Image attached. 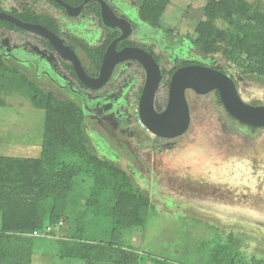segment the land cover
<instances>
[{"label":"trees","instance_id":"trees-1","mask_svg":"<svg viewBox=\"0 0 264 264\" xmlns=\"http://www.w3.org/2000/svg\"><path fill=\"white\" fill-rule=\"evenodd\" d=\"M18 1L10 0L11 8L6 10L0 0V10L25 22L56 28L53 15L36 9L37 0L23 4ZM48 1L57 5L55 0ZM65 1L78 5L84 0ZM170 2L136 0L134 5L143 22L161 29V18ZM86 12H92L102 25L99 3H87ZM6 31L25 39L29 36L16 24L0 19V42ZM118 33L109 32L102 43L93 46L73 35L66 37L73 42V48L78 46L83 50L97 73L104 52ZM193 43L197 54L221 56L241 74L264 79V10L259 5L253 6L247 0H208L204 5V19L195 27ZM130 44L133 43L126 40L119 47ZM44 45L54 52L48 40ZM146 48L162 62V55L154 53L153 45ZM61 62L68 75L81 88L89 90L77 78L72 64ZM189 63L178 61L172 68L162 66V86L167 88L174 71ZM215 68L224 70L221 65ZM37 77L33 67L23 66L0 50V93L22 94L45 111L40 156L0 155V264H33L34 256L46 254L74 258L84 264H140L148 251L125 245L123 238L127 234L139 235L146 227L149 214L155 213L156 206L149 192L127 168L93 150L80 99L60 98L53 88L41 85ZM81 189L82 200L75 201L72 194ZM60 221L63 225L72 222L74 226L70 228L75 230L74 234L67 233L66 229L63 235L57 236L54 228L50 236L32 235L34 231H45L49 225L55 227ZM91 232L102 238H89L87 235ZM231 238L232 244L221 243L214 250L211 264H264V258H246L241 240L233 233ZM150 262L146 264H170L156 257Z\"/></svg>","mask_w":264,"mask_h":264},{"label":"rangeland","instance_id":"rangeland-1","mask_svg":"<svg viewBox=\"0 0 264 264\" xmlns=\"http://www.w3.org/2000/svg\"><path fill=\"white\" fill-rule=\"evenodd\" d=\"M134 1L136 0H116L115 2L117 7L125 11L129 19L131 18V21L140 25V28L145 26L148 29L150 42L160 41L163 43L164 49H168L166 52L164 51L168 54L169 51L174 53L172 45L182 43L184 38L188 53L193 52L196 57L204 59V56L196 53L193 38L197 23L204 19V5L208 0H171L161 18V29H154L140 19L138 9L132 6ZM247 1L253 6L259 5L264 10V0ZM2 5L7 10L10 9L11 2L2 0ZM81 29L82 27H80ZM83 29L87 28L83 27ZM167 29H172L170 34L167 33ZM154 36H156V40ZM8 37L17 41L24 39L22 36L6 31L3 39L8 41V45H11ZM155 51L159 53L157 47ZM18 53L26 60L31 58L35 60L39 68L46 67L45 61L35 54L33 56V52L30 54L28 51L20 50ZM218 58L207 57L204 60L208 61L209 59L215 64L226 65L221 56ZM29 64L32 62L30 61ZM47 67V71H52L50 66ZM128 71L129 69L125 72ZM53 76L56 77L55 74ZM37 78L44 87L53 88L60 98L67 96L74 98V93L72 95L69 91H62L44 73H39ZM247 80L248 84L243 85L241 89L243 97L250 102L264 104V79L251 76ZM197 100L199 103L198 107L194 109L192 132L185 137L181 147V152H184V155L180 154L176 157L178 166L188 168L186 165H190L193 177H195L192 180H207L211 183L247 184L255 180L258 174L264 175V129L258 130L257 134L252 136L247 134L249 138L245 141L246 147L241 151L231 150L225 146V139L233 138L239 141L241 134L249 131L246 128L235 127L226 120L227 116L222 110L223 108L215 104L214 92L200 96ZM44 126L45 111L43 109L35 107L22 94L0 93L1 156H40ZM142 127L148 131L144 125ZM194 133L196 134L195 139H193ZM91 139L93 150L97 154L113 160L105 155V151L96 139L93 137ZM192 154L195 155V160L192 158ZM256 157L259 158L258 161H255ZM172 162H175V157L172 158ZM252 165L256 166L257 172H251L250 166ZM134 168V171L130 169L133 171V173L131 172L132 176L138 182L141 181L140 183L149 192L151 201L156 206L155 213L149 214L146 227L139 231V235H131L133 236L131 238L127 234L123 238L125 245H136L141 250L148 251L139 261L140 264L151 263L153 257L170 264H211L213 260L210 259L214 256V250L221 243H231L232 233L241 240V249L246 258H264V205L263 208L260 206L252 208L247 205L216 202L214 198H194L196 205L184 204L178 209V203H175L168 208L163 203L165 198L160 191H158V196L163 195L160 197L161 199L150 194L146 182L147 175L145 173L147 172L143 177L141 172L137 171V167L134 166ZM82 197V189L77 194H72L75 201L82 200ZM72 226H74L72 222L67 225L64 223L61 228L56 230L57 236L63 235L66 229L67 233L74 234L75 230L70 228ZM89 235H87L89 238H102L93 232ZM33 264L84 263L74 258L61 259L46 254L34 256Z\"/></svg>","mask_w":264,"mask_h":264},{"label":"flooded vegetation","instance_id":"flooded-vegetation-1","mask_svg":"<svg viewBox=\"0 0 264 264\" xmlns=\"http://www.w3.org/2000/svg\"><path fill=\"white\" fill-rule=\"evenodd\" d=\"M19 1L22 4L30 3V1L28 2L27 0ZM91 1L99 3L102 25H99L96 16L92 12H86L87 3ZM105 1L113 8L118 16L129 19V17L125 14V11H122L117 7L115 2L116 0ZM55 2L58 6L48 0H37L36 9L48 12L55 17L57 20V26L53 25L56 26V28L50 30L63 38L65 40V44L76 52L88 75L93 78L98 77L100 75L102 62L98 72L96 73L83 50L78 46L73 48V42L66 36L67 34L73 35L86 42L87 45L93 46L102 43L109 32L113 34L116 31H119L118 35L113 38V40L116 39L121 34L120 29L118 27H108L104 24L101 14V4L97 0H84L78 5L70 4L65 0H55ZM82 4H84L82 9L79 12H74V14H70L66 6L68 5L70 8H77ZM132 6L137 8L134 4ZM129 20L131 22L132 31L125 39L117 42V50H121L126 47H140L148 51L146 46L153 45L154 53L162 55L161 63L156 60L161 67V71L162 66L172 68L178 61H189L190 63L187 65L201 64L211 66L213 68H215V66H220V64H215L214 61H210L209 59L208 61L204 60L207 59V57H203L204 59H201L196 57L193 52L188 53V47L184 38L182 39V43L172 45L174 53H170V51L168 54L165 53L168 49H164L165 47L163 43L156 40V36H154L156 41H153L154 43L150 42L148 29L145 28L144 24V27L140 28V25L131 21V18ZM80 27H82L81 30ZM83 27L87 29H83ZM27 33L29 35L28 38H24L23 40L20 39L17 41L16 39L8 37L11 41V45H8V41L3 39L0 42V50L3 51L8 58L18 60L23 66L28 68L33 67L38 75L39 73H44V75L50 77L51 81H53V83L62 91H69L72 95L74 93L75 96L80 99L84 114L88 119L90 137H93L101 144L102 149L106 153H104L105 155L111 157L113 161L123 165L128 169V171L130 169L133 170L135 166L138 169L137 171L141 172L143 177L144 173L147 172L145 173L147 175L146 182L148 183L147 186L150 190V194L154 195L155 198L158 199H161L160 197L164 195L163 197L165 199L163 200V203H165L168 208H170L169 206L172 207L175 203H178V209L184 204L196 205V201L193 200L194 198H214L216 202H226L242 206L247 205L252 208H255L254 206H260L263 208L264 175L262 174H258L255 180H252L247 184L242 183L240 185H232L231 182L211 183L207 180H192V178L195 177H193L194 174H192L193 170L190 165H186L188 168L178 166L176 157L180 154L184 155V152H181V147L184 144L183 140L185 137L189 136L192 132L194 109L198 107L199 100L197 99L200 96L214 92L215 104L218 107L223 108L222 110L227 116L226 120L235 127L239 126L246 128L249 131L248 133L241 134L239 141L233 138H226L225 146L229 149L241 151L242 148L246 147L245 141L249 138L248 135L252 136L257 134L258 130L264 129V127L257 126L256 129H251L249 124H245L230 115L224 108L222 101L221 103L219 102L216 94L218 92L217 90H213L205 94H199L193 89L188 88L186 90V101L188 104L189 123L186 130L175 137L157 136L147 130H144L142 127L143 125L139 120L138 108L147 75L145 68L139 61L135 59H127L118 62L115 65L110 78L103 86L95 89L86 86L89 89L86 90L81 88L77 80L68 75V71L63 67L61 62L66 61L72 64L71 61L61 58L55 50L52 52L47 46H45L44 42L48 40L47 38L39 34H32L28 31ZM126 40H129L133 44L119 47V44L125 42ZM156 47L159 49V53L155 51ZM20 50L28 51L30 54L33 52V56L35 54V56L41 57L43 61H45L46 67L39 68L36 61L32 58L30 60L24 59V57H21L18 53ZM218 57L219 56H217V58ZM30 61L32 64H29ZM187 65H183L181 67ZM47 66H50L52 71H47ZM221 66H224V70L221 71L228 73L236 80L238 92L245 102L253 105H264L262 102H250L242 95L241 89L243 85L248 84L249 81L247 79L251 76L241 74L235 65L226 63V65L222 64ZM127 69H129V71L126 73L125 71ZM53 74H55L57 78L54 77ZM162 80L155 98V108L159 112H162L167 107L169 99L170 82L168 87L165 88V86H162ZM195 135L196 134L194 133L193 139H195ZM173 157H175V162H172ZM192 158L195 160V155L192 154ZM255 159V161H258L259 158L257 159L256 157ZM250 168L251 172L258 171L254 165L250 166ZM132 170L129 172L133 173L134 170ZM158 191H160L163 195L159 197ZM230 209L232 210L233 208Z\"/></svg>","mask_w":264,"mask_h":264},{"label":"water","instance_id":"water-1","mask_svg":"<svg viewBox=\"0 0 264 264\" xmlns=\"http://www.w3.org/2000/svg\"><path fill=\"white\" fill-rule=\"evenodd\" d=\"M97 1L101 4L104 24L108 27H118L121 34L108 46L103 57L100 75L96 78L87 74L80 58L72 48L65 44V40L46 26L25 22L15 15L1 10L0 19L10 21L32 34H39L47 38L61 58L72 62L78 78L89 88L95 89L103 86L110 78L118 62L127 59L139 61L147 74L138 108L139 120L148 131L157 136L175 137L186 130L189 123L188 104L186 101V90L188 88L199 94L217 90L224 108L230 115L245 124L264 127V105H253L245 102L239 94L236 80L232 76L224 71L201 64L180 67L174 72L169 86L168 105L162 112L157 111L155 98L162 80V71L159 63L151 53L140 47H126L117 50V42L125 39L131 33V22L128 18L118 16L105 0ZM83 5L77 8L66 6L69 13L74 14V12H79ZM106 16L112 18V21H109L110 23L107 21ZM128 50H134L143 59L134 55L119 57V55L126 54ZM111 52L118 57L112 60L104 71L107 57ZM178 75L181 81L177 85L178 88L174 89V82ZM145 119H148L147 121L149 122L145 121Z\"/></svg>","mask_w":264,"mask_h":264},{"label":"bare ground","instance_id":"bare-ground-1","mask_svg":"<svg viewBox=\"0 0 264 264\" xmlns=\"http://www.w3.org/2000/svg\"><path fill=\"white\" fill-rule=\"evenodd\" d=\"M107 12V11H106ZM107 18V21H112V18L106 16ZM110 23V22H109ZM124 55H134L135 57H138V58H142L139 54L135 53L134 50H128V52H126V54H123V55H119V57L121 56H124ZM116 57H118L116 54H114L113 52H111L108 57H107V60H106V64H105V67H104V71L106 70V67L109 66V63L114 60ZM143 59V58H142ZM180 76L178 75L175 79V82H174V89L178 88V84H180ZM148 119H145V121H147ZM149 122V121H147Z\"/></svg>","mask_w":264,"mask_h":264},{"label":"built area","instance_id":"built-area-1","mask_svg":"<svg viewBox=\"0 0 264 264\" xmlns=\"http://www.w3.org/2000/svg\"><path fill=\"white\" fill-rule=\"evenodd\" d=\"M62 226H63V222L60 221L55 227L49 225V226L46 227L45 231H43V232L34 231L32 233V235H34V236H50V231L52 229L55 228L57 230V229L61 228Z\"/></svg>","mask_w":264,"mask_h":264}]
</instances>
